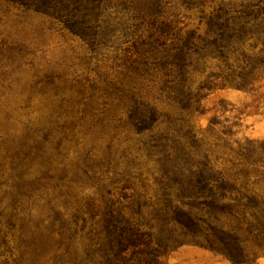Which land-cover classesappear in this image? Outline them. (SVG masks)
<instances>
[{
  "label": "rangeland",
  "instance_id": "rangeland-1",
  "mask_svg": "<svg viewBox=\"0 0 264 264\" xmlns=\"http://www.w3.org/2000/svg\"><path fill=\"white\" fill-rule=\"evenodd\" d=\"M243 1L188 7L169 0L163 14L183 31L204 32L215 7L237 8ZM114 9L112 16L120 11ZM131 31L93 51L34 6L0 0V264L85 263L88 232L98 229L108 206L133 217L161 252L158 264H264V71L251 89L213 86L199 91V111L183 109L162 89L159 73L132 61L140 58L131 45L140 33ZM237 47L231 69L217 58L200 61L190 88L231 77L244 65L239 52L252 60L264 56L253 38ZM133 101L157 112L152 128L137 131L129 123ZM157 137L178 140L223 183L210 197L225 209L209 213L199 206L195 212L238 236L237 246L211 247L204 236L194 242L170 220L162 170L149 150ZM15 198L24 220L8 228ZM172 199L180 204L173 193Z\"/></svg>",
  "mask_w": 264,
  "mask_h": 264
},
{
  "label": "trees",
  "instance_id": "trees-1",
  "mask_svg": "<svg viewBox=\"0 0 264 264\" xmlns=\"http://www.w3.org/2000/svg\"><path fill=\"white\" fill-rule=\"evenodd\" d=\"M8 1L34 6L48 14L59 22L62 29L82 38L93 51L116 44L118 35L126 37L133 32L131 27H135L140 35L131 45L140 58L132 61L159 73L162 89L168 98L183 109L199 111L202 97L199 91L211 90L213 86L251 89L259 71H264V56L252 60L239 52L244 65L238 67L236 72L232 70L231 77L207 79L195 91L189 85L192 75L199 71V62L207 57L220 59L231 69L230 60L239 49L237 45L249 38L261 41L260 51L264 54V0H245L237 8L215 7L208 15L204 32L183 31L176 20H168L163 14V7L169 0H129L128 4H112L111 0ZM181 2L191 7L202 5L204 0ZM113 8L120 10L114 9L116 16H112V12L108 13ZM124 14L126 20L123 19ZM143 27H147L145 37L142 36ZM158 118L157 112L146 103L133 101L128 110V121L137 131L152 128ZM149 150L162 170L164 207L168 210L170 220L189 234L194 242H199L200 236H204L211 247L221 245L230 249L231 246H237L238 236L225 232L221 226L195 212L200 207L206 208L209 213L225 209V205L216 204L210 197L214 187L224 189V185L208 173L207 165L194 162L189 152L175 139L157 137L149 143ZM172 193L180 204L172 199ZM206 196L210 197V201L200 202L203 198L206 200ZM19 202L15 198L12 213H9L6 221L8 228L14 227L15 221L24 220L17 214ZM1 214L0 211V217ZM102 215L98 229L92 228L88 232L90 242L85 251L86 262L76 264H158L161 252L151 246V241L133 217L123 216L112 206L106 207ZM213 220L218 222L215 216ZM75 234L74 229L68 237ZM19 240L20 243L30 241L24 238ZM2 243H6L3 236ZM46 243L47 240L43 245ZM44 249L45 246H41L34 251ZM231 254L238 260L242 258L240 253ZM61 255L62 252L55 254L58 257Z\"/></svg>",
  "mask_w": 264,
  "mask_h": 264
}]
</instances>
